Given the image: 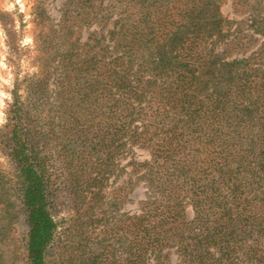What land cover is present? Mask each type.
<instances>
[{
	"label": "trees",
	"instance_id": "16d2710c",
	"mask_svg": "<svg viewBox=\"0 0 264 264\" xmlns=\"http://www.w3.org/2000/svg\"><path fill=\"white\" fill-rule=\"evenodd\" d=\"M103 1L65 0L58 27L37 34L39 58L60 57L57 125L77 137L79 149L65 159L82 168L67 172L49 119L33 118L16 96L0 134L11 172L0 175V242L17 194L24 262L49 264L59 196L68 207L94 191L119 153L138 148L147 158L131 160L132 171L153 198L115 222L113 241L103 236L101 251L75 264H174L171 250L184 264H264V0H231L234 15L252 9L248 24L222 13L225 0ZM113 15L107 46L80 41L82 28ZM47 18L40 12L37 21ZM256 42L250 55L225 59ZM45 77L30 85L46 98Z\"/></svg>",
	"mask_w": 264,
	"mask_h": 264
},
{
	"label": "rangeland",
	"instance_id": "374dc122",
	"mask_svg": "<svg viewBox=\"0 0 264 264\" xmlns=\"http://www.w3.org/2000/svg\"><path fill=\"white\" fill-rule=\"evenodd\" d=\"M64 1L65 0H28V9L32 16L30 34L34 38V50L21 48L19 46V41L25 34V26L21 23V31L17 32L16 22L10 14L5 16V18H0V25H3V22H7L6 26H3L6 32L10 29V34L7 33V40L5 43L9 50L8 63L13 67L17 76L12 95L15 90L17 93L13 95L14 99L17 96L20 102L28 106L31 112L30 115L33 118L39 117L44 120L49 119L51 123L50 128L56 132L54 142L57 143V150L62 153L63 165L69 166L66 167L67 172L74 174V172L81 170L82 162H69L65 158L70 156L73 152L76 154V150L79 149V146L76 144V142H78L76 141L77 137L72 136V134L63 133L62 127L57 125L59 122L56 112L58 102L54 87L57 80H59L62 75L58 67V65H60V57L52 53L53 55L50 56H55L52 60L45 59V57L39 58L37 44V34L40 29L44 28L47 30L50 26L54 28L58 27ZM247 2L252 4L249 0H247ZM106 4L107 2L104 0L103 5ZM44 11L48 18L43 19V21L40 20L41 22L38 23L39 13ZM221 11L227 18L233 21L244 18L245 24H248L253 16L252 9L250 8L242 15H234L231 12V0L224 1ZM22 18L23 16L21 14V20ZM115 18L116 16L113 15L112 19L105 25L96 23L82 28L80 41L93 45L95 50H99L102 46L101 42L107 46L109 44L107 39L108 31L112 29L113 20ZM257 45L258 43L245 53L239 52L238 54L233 53L227 55L225 59L230 60L235 57L248 56L255 50ZM218 49L220 50V48ZM25 60H27L30 65L36 66L38 72L31 76L25 75L21 80L19 79V75L22 70V62ZM43 76H46L45 78L48 80L49 91L46 94V98L44 94L38 93L37 90L34 88L32 89V85H30L32 78H43ZM30 90H35V92L32 93ZM1 131L3 132V128H0V134ZM70 138L73 139V142H70ZM145 158H147V153L144 150L138 148H132V150L129 151L125 150L117 155L115 164L104 173L103 177L92 185L94 191L90 193L85 191L81 192L80 197L77 195L74 198L75 201L67 205L68 207H64L66 205L63 203V195L61 194L59 196L57 201L62 204L59 206L58 210H56V213L53 214L58 224L57 243L53 247L50 246V248L47 249V261L49 264H52L53 261L56 263H59L60 260L66 261V259L72 260V264H75L81 258V254L83 255L82 257L85 258L89 257L91 252L95 254V252L101 251L102 245L107 243V241H101L103 236L108 239V242L113 241L110 231L116 225L115 222H118L117 220L119 218L123 219L124 217L139 212L142 202L146 201L148 198H153V192L149 190L143 175L133 172L130 164L131 160L142 161ZM86 165L89 168L87 163ZM57 168L58 165H55L52 171L55 169L57 172ZM10 173V165L7 161L6 154L0 146V175H4L7 178V176L10 177ZM93 174L95 176L96 173H91V175ZM91 175L86 176L90 177ZM58 176L60 175L58 174ZM65 176L71 179H78L77 181L82 185L87 182L81 180L83 177L77 178L71 176L69 173ZM86 176H84V178ZM11 201L16 203L17 207L14 208L15 212L13 213H15V216L10 218L9 227H5V229L1 231V233H3V238L0 242L2 246V256L0 258L3 259V264H25L23 259L24 237L26 233L24 214L19 210L20 206H18L17 194H12ZM1 206L2 204H0V208ZM0 213L2 215L1 209ZM185 213L186 219L191 221L194 214L189 203L185 204ZM4 221L0 219V222ZM90 224L92 227H95V231H92L91 234L87 229ZM104 231H107V233L104 234ZM113 244L118 245L117 242ZM107 250L111 251V247L103 249V253ZM118 251L120 252L121 249ZM171 252L173 254V261H175L174 264H184V262L182 263L181 261V257H178V254L174 253V250H171ZM63 264L67 263L64 262Z\"/></svg>",
	"mask_w": 264,
	"mask_h": 264
},
{
	"label": "clouds",
	"instance_id": "9594fccd",
	"mask_svg": "<svg viewBox=\"0 0 264 264\" xmlns=\"http://www.w3.org/2000/svg\"><path fill=\"white\" fill-rule=\"evenodd\" d=\"M0 12L8 13L16 22V31H21V23L24 27V36L19 41L21 48L34 50V38L30 34L32 27V16L28 9V0H0ZM21 14L23 16L21 20ZM7 40V32L3 25H0V128L8 123V109L14 102L12 91L15 88L17 76L12 66L8 63L9 50L5 43ZM38 72V68L30 65L27 60L22 62V70L19 79H23L25 75L31 76Z\"/></svg>",
	"mask_w": 264,
	"mask_h": 264
}]
</instances>
